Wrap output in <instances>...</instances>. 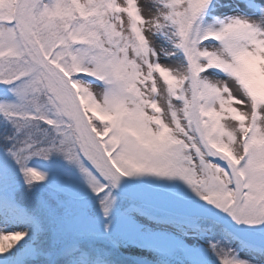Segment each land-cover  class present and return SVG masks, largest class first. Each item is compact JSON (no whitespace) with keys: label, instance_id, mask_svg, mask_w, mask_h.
<instances>
[{"label":"snow or ice","instance_id":"obj_1","mask_svg":"<svg viewBox=\"0 0 264 264\" xmlns=\"http://www.w3.org/2000/svg\"><path fill=\"white\" fill-rule=\"evenodd\" d=\"M0 264H264V0H0Z\"/></svg>","mask_w":264,"mask_h":264}]
</instances>
